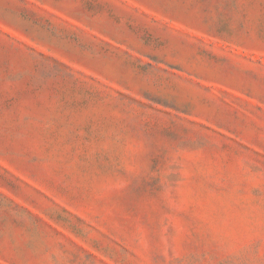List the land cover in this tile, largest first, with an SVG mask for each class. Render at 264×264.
<instances>
[{
	"label": "rangeland",
	"instance_id": "1",
	"mask_svg": "<svg viewBox=\"0 0 264 264\" xmlns=\"http://www.w3.org/2000/svg\"><path fill=\"white\" fill-rule=\"evenodd\" d=\"M0 264H264V0H0Z\"/></svg>",
	"mask_w": 264,
	"mask_h": 264
}]
</instances>
